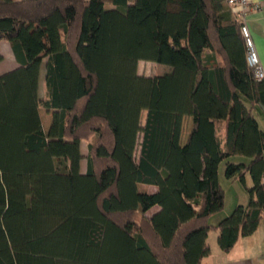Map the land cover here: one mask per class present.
<instances>
[{
  "label": "trees",
  "instance_id": "1",
  "mask_svg": "<svg viewBox=\"0 0 264 264\" xmlns=\"http://www.w3.org/2000/svg\"><path fill=\"white\" fill-rule=\"evenodd\" d=\"M241 26L224 0H0V41L20 64L0 74V264H205L211 231L224 252L256 232L264 80ZM140 61L168 70L144 75ZM225 160L249 201L213 225Z\"/></svg>",
  "mask_w": 264,
  "mask_h": 264
},
{
  "label": "crops",
  "instance_id": "2",
  "mask_svg": "<svg viewBox=\"0 0 264 264\" xmlns=\"http://www.w3.org/2000/svg\"><path fill=\"white\" fill-rule=\"evenodd\" d=\"M252 5L253 8L247 13L244 21L251 31L252 37L254 39L255 45L260 56L261 63L264 67V0H252ZM2 46L3 50L1 49ZM0 53L4 56L3 61L0 63V74H5L20 66V64L16 60L10 42L7 43L6 40L0 41ZM7 58H10V64L6 63ZM45 62L46 60L44 61V64L41 68L39 78V95L42 99L48 96ZM42 109L46 111V118L44 119L41 112ZM39 111L43 128L46 132H48L50 130L53 120L52 111L48 110L44 106H41ZM254 114L256 115L261 128L264 130V109L258 106L257 109L254 111ZM190 121L192 128L193 121L191 118ZM189 132H187L186 135L184 133V141H186ZM84 142L85 140L81 141V148L84 155V158L81 162V171L85 173L87 171V168H85L84 162L87 160V153L84 149ZM235 161H238V159H236ZM219 181L225 191V208L227 209V213L231 210L233 204L234 207H236L239 204L245 205L248 203L249 195L244 185L239 181H232L228 179L225 176V167H222L221 164L219 166ZM246 182L248 186L252 184V179L250 175H247ZM139 189L141 191L149 193H154L158 190L157 186L155 185L143 184L139 185ZM159 210L160 206L156 205L150 210H148L145 215L147 217H151ZM222 217L225 216L222 215ZM96 219L102 221L103 216L98 213ZM211 223L213 225H216L215 222ZM218 235L219 232L215 230L211 231L208 235L207 241L210 245L211 253L210 255L204 258L205 264H264V223L260 224L257 231L253 234L249 236H240L232 250L229 252H224L219 246Z\"/></svg>",
  "mask_w": 264,
  "mask_h": 264
},
{
  "label": "built area",
  "instance_id": "3",
  "mask_svg": "<svg viewBox=\"0 0 264 264\" xmlns=\"http://www.w3.org/2000/svg\"><path fill=\"white\" fill-rule=\"evenodd\" d=\"M232 9L237 18L242 22L241 31L247 46V61L254 69L255 78L258 81L264 80V67L252 37L248 25L245 23L247 13L253 8L252 0H224Z\"/></svg>",
  "mask_w": 264,
  "mask_h": 264
},
{
  "label": "rangeland",
  "instance_id": "4",
  "mask_svg": "<svg viewBox=\"0 0 264 264\" xmlns=\"http://www.w3.org/2000/svg\"><path fill=\"white\" fill-rule=\"evenodd\" d=\"M106 7H108V8H112L113 7V5L112 4H107L106 5ZM7 43H9L8 41H6ZM3 48V46L1 47V49ZM3 50V49H2ZM6 63L7 64H10V58H7V61H6ZM168 69H167V67L166 66H163V65H160V64H157V63H155V62H152V61H141L140 63H139V72L141 73V74H144V75H148V76H153V75H155V74H161V73H164V72H166ZM41 112H42V116H43V119L44 118H46V111L44 110V109H42L41 110ZM146 116H147V112L146 111H144L143 113H142V124L144 125L145 124V122H146ZM191 121H190V118H186L185 119V121H184V133H185V135H186V133L187 132H189L190 131V128H191V123H190ZM184 137V136H183ZM88 142H89V140H85V142H84V149H85V152L87 153V155H88V151H89V149H88ZM139 150H140V146H138L137 147V150H136V155L138 156L139 155ZM86 159H87V156H86ZM236 159H238V161H248V158L247 157H243V156H236V157H232V158H230V160H233V161H235ZM226 162H227V160H225V161H223L222 163H221V165H222V167H225V164H226ZM84 164H85V168H87V164H88V161L86 160L85 162H84ZM234 204L232 205V207H231V210L227 213L226 211H227V209L226 208H224V210L223 211H221V212H218V213H215L212 217H211V222H215L216 224L217 223H219L221 220H223L224 219V217H222V215L223 216H225V217H227V216H229L232 212H233V210H234ZM227 214V215H226ZM217 215H219V216H217ZM221 215V216H220ZM216 217H219V218H216Z\"/></svg>",
  "mask_w": 264,
  "mask_h": 264
}]
</instances>
